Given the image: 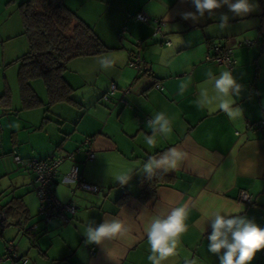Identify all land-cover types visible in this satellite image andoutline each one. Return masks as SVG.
I'll return each mask as SVG.
<instances>
[{
    "label": "crops",
    "instance_id": "1",
    "mask_svg": "<svg viewBox=\"0 0 264 264\" xmlns=\"http://www.w3.org/2000/svg\"><path fill=\"white\" fill-rule=\"evenodd\" d=\"M8 1L1 0L0 9ZM63 2L111 49L67 62L63 75L72 93L77 94L73 95V103L57 102L40 110L47 101L45 87L37 93L42 105L24 108L19 97L20 106L14 111L23 109L26 114L10 133L16 153L23 159L74 152V161L66 158L58 166L53 192L62 202H74L76 209L67 214V220L54 216L45 222L35 217L38 198L34 172L19 164L22 167L12 175L21 177L20 187L0 205L11 197L21 198L29 214L24 227H35L28 232L14 223L0 227V255L6 243L12 241L17 254L27 256V264H150V246L143 231L146 222L155 215H166L173 207L187 205L188 230L180 237L178 254L163 264H219L218 256L207 250L211 227L205 223L206 216L214 211L236 214L242 207L240 214L264 227V127L256 130L245 126V122L264 119V0H252L259 7L243 17L233 16L224 6L216 10L217 16L206 15L197 22L181 16L195 11L191 0ZM138 12L145 14L147 21L134 19ZM222 12L230 16L229 27L223 31L218 28ZM12 16L9 19L6 15L0 25L3 47L16 44L17 35L23 31L20 14ZM154 19L161 20V30L171 43L180 36L182 42L174 50L150 37ZM136 39L142 41L140 48ZM246 39L252 43L246 44ZM212 42L231 48L236 60L232 69L205 60ZM134 52L142 58V72L128 66ZM101 55L113 58L114 68L100 69L96 59ZM161 56H165V64L160 63ZM209 70L216 76L231 70L244 86L241 96L235 98L243 108V117L230 120L218 108L209 111L198 104L199 86ZM112 82L116 90L109 101L103 102L102 95ZM182 83L186 85L183 94L179 87ZM11 100L8 106L0 105L1 109L11 110ZM159 112L171 120L172 131L167 136L156 134L155 143L148 145L145 137L151 136L152 130L147 121ZM27 113H36V121ZM29 125L34 126L33 131L45 129V135L31 138L22 130ZM86 138H90L87 145L83 144ZM171 147L183 150L187 158L176 170L159 172L170 179L156 188L153 197L139 200L136 195L138 181L144 176L143 162ZM72 162L78 164L86 182L97 186V191L75 188L66 181ZM124 171H130L132 179L121 185L115 176ZM242 190L250 194V201L239 198ZM122 192L128 194L123 201L119 199ZM4 195L0 192V198ZM0 214L5 215L3 211ZM117 216L129 226L122 237L105 241L104 245L85 243L83 234L88 223L98 225L105 217ZM0 264L11 262L2 259ZM251 264H264V250L257 252Z\"/></svg>",
    "mask_w": 264,
    "mask_h": 264
},
{
    "label": "clouds",
    "instance_id": "2",
    "mask_svg": "<svg viewBox=\"0 0 264 264\" xmlns=\"http://www.w3.org/2000/svg\"><path fill=\"white\" fill-rule=\"evenodd\" d=\"M195 11L183 12L182 18L197 22L206 15L209 18L217 16L216 10L227 6L228 12L233 16L243 17L255 11L259 5L252 0H191ZM228 12L219 14V30L223 31L229 27L230 16ZM180 36L174 38L168 45L169 49L180 44ZM165 56H161L160 63L165 64ZM96 63L102 70H110L115 66V60L108 55H101ZM207 79L203 81L199 90L198 104L206 107L209 111L218 108L223 111L230 120L243 117V108L236 103L237 97L241 96L243 85L239 83L231 70H224L218 76L211 70L207 73ZM180 93L183 94L186 85L181 84ZM152 130L151 136H146L148 145L155 143L156 134L167 136L172 131L171 120L164 112H159L147 121ZM187 158V153L177 147H171L155 156H149L143 162L141 173L148 180L159 172L167 173L176 170ZM132 179L130 171H124L115 176V180L121 185H126ZM241 207L236 214L214 211L205 217L206 225H210L211 232L207 236L208 252L218 256L219 264H251L257 252L264 250V227L259 226L254 220L249 219ZM188 207H173L166 215H155L149 219L144 226L150 254L147 259L150 264H163L169 257L177 255L180 237L187 232L186 220ZM129 230L124 219L119 216L105 217L103 222L95 224L90 222L86 225L84 236L85 243L104 245L105 241L122 237ZM206 230V228L204 229ZM185 264H192L185 261Z\"/></svg>",
    "mask_w": 264,
    "mask_h": 264
},
{
    "label": "trees",
    "instance_id": "3",
    "mask_svg": "<svg viewBox=\"0 0 264 264\" xmlns=\"http://www.w3.org/2000/svg\"><path fill=\"white\" fill-rule=\"evenodd\" d=\"M18 9L22 32L28 43L27 51L18 58L17 67L21 106L30 108L42 105L40 97L30 83L36 78L41 79L46 90L47 101L43 103L45 108L57 102L73 103V88L63 75L67 62L74 57L96 55L111 48L106 46L93 28L67 7L63 0H22L18 3ZM9 103L10 93L5 85L0 94V105L8 106ZM170 177L158 173L148 180L145 175L142 176L138 181L139 190L136 197L147 201L155 195L156 188L167 182ZM127 195L122 192L119 199L123 201ZM0 211L5 213L0 220V227L14 223L25 232L32 228L24 227L29 214L21 198L11 197L0 205ZM40 219L43 220L41 217Z\"/></svg>",
    "mask_w": 264,
    "mask_h": 264
},
{
    "label": "built area",
    "instance_id": "4",
    "mask_svg": "<svg viewBox=\"0 0 264 264\" xmlns=\"http://www.w3.org/2000/svg\"><path fill=\"white\" fill-rule=\"evenodd\" d=\"M134 19L139 21H147V16L141 12L134 14ZM155 24L153 25L150 37L158 38L162 44L169 45L171 43L170 38L161 30V20L154 19ZM246 44H251L252 41L246 39ZM142 41L136 39L135 44L138 48L141 47ZM205 60L214 61L217 64L226 66L232 69L236 63L235 58L232 55L231 48L227 45L212 42L208 45L207 52L205 54ZM128 66L135 68L137 72L143 71V61L139 52H134L132 57L128 61ZM156 87L160 88V84L157 83ZM116 90V84L110 83L106 93L102 95L103 101H109V95ZM128 89H125L127 92ZM125 102V101H124ZM247 128L261 129L264 127V119L258 122H245ZM90 138H86L83 144L87 145ZM88 158L92 157V153L88 152ZM69 158L74 161V152H68L66 154L57 153L48 157L43 158H21L16 151H13V159L17 164H21L34 172L33 185L34 191L38 198L37 213L44 220L47 221L54 216L61 217L63 220H67V214L73 213L76 209V205L72 201L62 202L60 201L53 192V184L56 182V176L58 172V166L66 159ZM66 181L71 182L75 185V188L97 191V186L86 182L80 175L79 166L77 163L72 162L65 176ZM239 198L244 201H250L251 196L245 190H242L239 194ZM3 216L0 214V220ZM35 224L32 225V228ZM93 252V249H91ZM10 260L11 264H27L28 258L24 255L17 254L16 246L12 241H8L5 245V252L0 255V260Z\"/></svg>",
    "mask_w": 264,
    "mask_h": 264
},
{
    "label": "rangeland",
    "instance_id": "5",
    "mask_svg": "<svg viewBox=\"0 0 264 264\" xmlns=\"http://www.w3.org/2000/svg\"><path fill=\"white\" fill-rule=\"evenodd\" d=\"M21 1L22 0H16V1L9 0L6 4L3 3V5L4 4L5 5L4 8L0 9V25L1 22L3 21V18L6 15L10 16L9 19H13L12 15H16V14L19 15L17 5ZM15 6L17 11L14 10ZM1 31L3 30H1L0 28V32ZM18 40H22V41H18ZM15 42L17 43L7 44V47L6 45H4L3 47L2 43H0V94L3 91V87L5 86V82H6V86L10 88L9 90L10 97H12L11 110L9 111L2 110L0 107V192H2V194L5 192V195L2 198H0V203L6 201L7 197L9 195H12V193L15 191V189H17V187H20L18 185H20V182L22 181L21 177H15L14 175H12L13 171H16L22 166L13 161V157H12L13 150H15L16 148H14L12 144L13 141L11 140L10 129L13 126L15 128L19 123L23 122L22 119L24 118V114H26L25 113L26 111H24L23 109L19 110L18 113L14 111L15 109H18L20 106L19 88L17 82V67L19 65V61L16 59L21 55H23L27 51V47H28L23 32L17 35ZM11 46H13V48L10 50L9 48H11ZM30 83L33 88L35 87L34 89H36L35 90L36 93L40 94L41 92H43L44 86L40 78L32 79ZM73 95L77 97V94L72 93V96ZM42 109H45V107L40 108V110ZM32 112H38V111H32ZM27 114H31L30 116L35 118L36 121L37 118L36 113L34 114L27 113ZM22 130L25 131V134L30 135L31 138L34 137L37 138L38 136L45 135V129L38 132L33 131L34 126H30V125L27 126L26 128H23ZM33 132H37V133H33ZM33 213L35 214V217L38 214L37 210H35Z\"/></svg>",
    "mask_w": 264,
    "mask_h": 264
}]
</instances>
